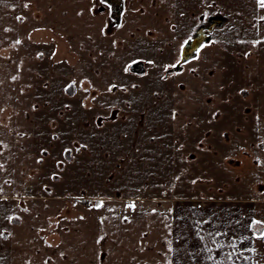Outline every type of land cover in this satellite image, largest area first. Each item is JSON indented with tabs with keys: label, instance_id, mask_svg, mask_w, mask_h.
<instances>
[{
	"label": "rangeland",
	"instance_id": "374dc122",
	"mask_svg": "<svg viewBox=\"0 0 264 264\" xmlns=\"http://www.w3.org/2000/svg\"><path fill=\"white\" fill-rule=\"evenodd\" d=\"M262 16L0 0V264H169L173 198L263 186Z\"/></svg>",
	"mask_w": 264,
	"mask_h": 264
},
{
	"label": "crops",
	"instance_id": "0c3cea01",
	"mask_svg": "<svg viewBox=\"0 0 264 264\" xmlns=\"http://www.w3.org/2000/svg\"><path fill=\"white\" fill-rule=\"evenodd\" d=\"M256 184L231 196L173 198L168 263L264 264V240L254 235L264 223L253 225L264 222V185Z\"/></svg>",
	"mask_w": 264,
	"mask_h": 264
},
{
	"label": "snow or ice",
	"instance_id": "6c2138e0",
	"mask_svg": "<svg viewBox=\"0 0 264 264\" xmlns=\"http://www.w3.org/2000/svg\"><path fill=\"white\" fill-rule=\"evenodd\" d=\"M104 2H105V0H101V3H104ZM257 4H258V7L260 9H264V0H257ZM25 7H27V5H25ZM260 20L264 21V16L260 17ZM17 43H19V41H17ZM256 43H260V41H257ZM170 67H175V65H167V66H165V71H167L168 68H170ZM125 70L127 71V69H125ZM72 83L74 85L75 84V81H73ZM113 87H115V85H113ZM109 91H111V88H109ZM241 91H244V90H241ZM65 151L68 152L70 150H67L66 149ZM77 151H79V149H77ZM193 183H195V181H193ZM102 206H103V203L102 202H100L99 204L96 205V207H98V208L99 207H102ZM127 207L134 209L135 205L134 204H130ZM25 211H26V209H25ZM110 211H111V209H110ZM7 219L9 220V222H11L12 219H14V217H7ZM15 219H18V218H15ZM80 219H83V217H81ZM127 219H128L127 217H124V220H127ZM260 223H264V222H261V221H253V225L260 224ZM254 235H255V238L256 239L264 240V231H261L259 233H254ZM0 237H3V233L2 232H0ZM103 239H104V237L101 236V237H99L97 239L96 242L99 244L100 241L103 240ZM49 247H51V245H49ZM246 250L247 251H255L254 249H246ZM61 256H63V253H61ZM245 259H248V258L246 257ZM45 264H48V261H45Z\"/></svg>",
	"mask_w": 264,
	"mask_h": 264
}]
</instances>
